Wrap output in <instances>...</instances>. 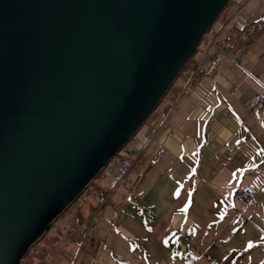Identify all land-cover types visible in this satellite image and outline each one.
I'll list each match as a JSON object with an SVG mask.
<instances>
[{"label":"water","instance_id":"water-1","mask_svg":"<svg viewBox=\"0 0 264 264\" xmlns=\"http://www.w3.org/2000/svg\"><path fill=\"white\" fill-rule=\"evenodd\" d=\"M232 0H0V264L159 106Z\"/></svg>","mask_w":264,"mask_h":264},{"label":"crops","instance_id":"crops-1","mask_svg":"<svg viewBox=\"0 0 264 264\" xmlns=\"http://www.w3.org/2000/svg\"><path fill=\"white\" fill-rule=\"evenodd\" d=\"M246 22L255 28L236 41L243 48L239 64L225 59L215 71L193 74L203 54L213 63L221 59L211 40L221 43ZM214 24L181 83L188 94L174 105L181 92H168L148 117L151 126L168 114L131 167L128 199L116 191L95 214L97 200L80 197L86 219L71 217V224L95 219L93 234L64 243L71 252L79 247L75 264H264V0H245L236 15ZM255 96L263 101L252 110ZM93 183L100 195L112 185ZM244 185L254 187L258 206L233 198Z\"/></svg>","mask_w":264,"mask_h":264},{"label":"built area","instance_id":"built-area-1","mask_svg":"<svg viewBox=\"0 0 264 264\" xmlns=\"http://www.w3.org/2000/svg\"><path fill=\"white\" fill-rule=\"evenodd\" d=\"M244 1L245 0H240L239 2L235 3L232 0V2L228 5V7L225 8L227 15L228 16L236 15ZM254 28H255V24L246 22L243 23L242 25L234 27L230 32L229 36L223 39L221 43L217 42L216 39L211 40L209 42V49H212L214 47L216 52L221 55V59L217 63H213L210 53L203 54L201 57L197 59L193 74H195L196 72L203 74V73H207L208 71H215L217 70L220 61H223L225 59H230L231 61L239 64L243 58V48L240 47L236 43V41H239L242 38H250ZM186 94H188V90L187 87L185 86L184 89L181 91L180 95L177 97L176 101L174 102V105L176 104V102L179 101L181 96ZM262 101L263 100L261 97L255 96L250 103L251 109L256 110L261 105ZM174 105H170L168 110L171 111ZM167 116L168 114L165 113L162 116L161 120L153 126L150 133L145 136L144 142L138 141L141 144V148L137 147L132 149L131 148L126 149L125 151L126 154L121 156L119 155V152L123 148H125L124 145V147L120 149V151L113 158L110 159V161L101 170V172L98 174L96 178L100 177V179L110 180L113 187L119 185L122 182L125 175L127 174L128 170L134 164L135 158L144 152L148 143L160 131L162 125L167 119ZM136 134L133 137H135ZM107 197L108 194L107 195L103 194V199L98 200V197L95 195V199L97 200L96 203L97 209H99L105 203ZM233 198L242 201L244 204L248 206L256 207L259 205V201L256 198L255 189L252 185H244L243 187L234 190ZM63 213H65V211ZM58 218L59 216L52 222V224L53 223L57 224L59 221L60 223H65L68 220L66 215H64L62 218H59V220L57 221ZM89 228L90 227L87 226L86 224H80L78 225L77 228H70V232L76 231L78 232V234L81 235L82 238H85L89 232ZM78 252L79 249H77L75 254L64 253V256L66 258L65 260L69 261V264L70 263L75 264Z\"/></svg>","mask_w":264,"mask_h":264},{"label":"rangeland","instance_id":"rangeland-1","mask_svg":"<svg viewBox=\"0 0 264 264\" xmlns=\"http://www.w3.org/2000/svg\"><path fill=\"white\" fill-rule=\"evenodd\" d=\"M225 15H227V12L224 9L222 11V13L220 14V16L218 17V19L220 20V18L224 17ZM218 19L216 20V22L218 21ZM214 26H215V24L213 25V27ZM213 27L208 32H211ZM191 61H192V59L185 65V67L181 71L179 77L175 80L174 84L169 89L168 92H169L170 95L171 94H177L178 95L181 92V83H182V81H185L184 80L185 79V75H186V72L188 71V69L190 67ZM167 98H165L163 100V102ZM148 123H150L149 119H147V121L139 128V130L137 131L136 136L132 137L128 141V143L125 145V148H123L119 152V155H121V156L125 155L126 154V152H125L126 149H129V148H131V149L132 148H137V147L141 148V144L138 142L139 139L141 138V141L144 142L145 141V136L150 133L151 129L156 124V123H153V124H151V126H148ZM142 155H143V153L141 155H138L135 158L134 163ZM131 172H132V170L130 168L128 170L127 174L125 175V179L123 180L124 182L120 183L116 187H113L111 185L104 192V193H106V192L110 191L112 193V194L110 193L111 196L109 195L108 199H106V201L109 200L106 205H110V204L113 203L112 195L114 193H116V191H119L118 193L120 195H122L120 197H123L125 200L128 199V196H129L128 194L129 193L127 194L126 190H128L131 187V185L127 184L125 181L127 180L128 176L130 175ZM99 179H100V177H99ZM93 182H94V180L89 183V185L87 186L85 191L82 193V195H84L83 202H85V200L87 198H90V199L94 200L95 199V195H98V200H102L103 199V194L104 193L102 195H100L96 191L93 192L94 191V187H93L94 183ZM80 197L77 198L73 203H71L69 205L68 208L65 209V213H61L59 215V218H62L64 215H66L68 220L65 223H60V221L57 224L53 223L51 225L50 229L48 230V232L42 238H40V240H38L36 243H34L30 247L29 251L25 255V257H24L23 261L21 262V264H69V261L65 260L66 258L64 256V253L75 254V252L77 251V249H79V247L74 252H71L64 246V243L66 242L67 238H72L71 241L73 242V238L74 239H78L79 236H81L76 231L70 232V228H77L78 227V226H75V225L71 224V222H72L71 217L72 218L78 217V219H79L78 222H83L86 219V218L84 219L83 216L81 217L82 212H80V210H79L80 209V205L83 203L80 200ZM94 209H95V214H96L98 209L96 208V206L95 207L93 206V211H94ZM88 216H89V214L87 215V217ZM99 216H100V214H99ZM59 218L57 219V221L59 220ZM99 218L100 217H98L97 219H99ZM94 219H95V216L93 217V220ZM89 222H90V219L88 220L87 223H83V224H86L87 226L90 227L89 228V232H88L86 237H89L91 234H93L92 230H91V224L92 223L91 222L89 223ZM63 228L65 229L64 233L61 232ZM64 235L66 237H64ZM60 239H61V241L59 242ZM81 239H82V237L80 238V240ZM54 243H55V245L50 247Z\"/></svg>","mask_w":264,"mask_h":264}]
</instances>
